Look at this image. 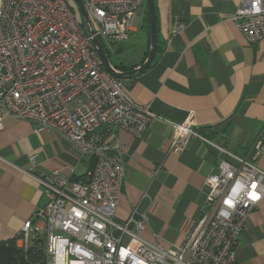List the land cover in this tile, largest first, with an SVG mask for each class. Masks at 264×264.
<instances>
[{"label":"built area","instance_id":"2783aa9c","mask_svg":"<svg viewBox=\"0 0 264 264\" xmlns=\"http://www.w3.org/2000/svg\"><path fill=\"white\" fill-rule=\"evenodd\" d=\"M82 3L94 35L111 47L129 39L145 0ZM232 20L248 43L263 39L264 0H241ZM84 27L65 0H0V125L3 116L29 123L34 133H52L93 161L85 180H75L72 168L28 174L46 203L25 221L16 244L26 249L43 239L46 264H237V238L264 196V172L246 159L218 155L203 182L199 217L177 247L144 241L147 218L136 209L124 223L115 221L124 185L118 133L141 139L154 115L107 72ZM183 29L177 23L170 35ZM172 128L170 151L179 154L197 133L189 121ZM249 153L254 162L264 157V140ZM250 191L259 198L249 199Z\"/></svg>","mask_w":264,"mask_h":264},{"label":"crops","instance_id":"0c3cea01","mask_svg":"<svg viewBox=\"0 0 264 264\" xmlns=\"http://www.w3.org/2000/svg\"><path fill=\"white\" fill-rule=\"evenodd\" d=\"M240 2L154 0V59L143 72L121 79L131 101L147 106L154 118L141 139L118 133L124 152V185L115 221L124 223L133 209L145 214L147 224L140 237L162 249L182 244L198 219L204 203L203 182L218 155L246 159L264 172V157L254 162L249 153L258 138L264 140V38L248 43L243 37L232 20ZM141 14L129 37L144 34L134 57L128 56V44L123 45L129 39L111 47L102 43L118 72L137 68L147 57L149 22L145 26ZM177 23L184 29L171 36ZM187 121L197 136L181 153L173 154L172 124ZM31 156H36L33 165ZM92 167V160L80 159L56 135L34 133L31 124L3 116L0 242L15 240L25 221L46 203L40 186L28 174L72 168L74 179L85 180ZM234 257L237 264H264V196L237 238Z\"/></svg>","mask_w":264,"mask_h":264},{"label":"water","instance_id":"95a60500","mask_svg":"<svg viewBox=\"0 0 264 264\" xmlns=\"http://www.w3.org/2000/svg\"><path fill=\"white\" fill-rule=\"evenodd\" d=\"M74 3L80 13V16L83 22L86 25V28L89 34L93 35L91 42L96 50L97 54L99 55L105 69L107 72L115 78L118 79H128L131 78L133 75L143 72L148 68L151 62L154 59L157 47V20H156V8L154 4V0H145L146 9L148 13L149 19V50L145 61L135 69H131L129 71L118 72L110 63L109 57L104 50L101 40L94 35V30L91 24V21L88 17V14L84 8L82 0H74Z\"/></svg>","mask_w":264,"mask_h":264},{"label":"trees","instance_id":"16d2710c","mask_svg":"<svg viewBox=\"0 0 264 264\" xmlns=\"http://www.w3.org/2000/svg\"><path fill=\"white\" fill-rule=\"evenodd\" d=\"M146 21L149 22L147 10ZM0 264H46L43 239L34 238L26 249L18 247L16 240L0 242Z\"/></svg>","mask_w":264,"mask_h":264},{"label":"rangeland","instance_id":"374dc122","mask_svg":"<svg viewBox=\"0 0 264 264\" xmlns=\"http://www.w3.org/2000/svg\"><path fill=\"white\" fill-rule=\"evenodd\" d=\"M65 2L72 9V11L74 12L75 18L81 24L82 29L85 30L84 22H83V20H82V18L80 16V13H79V11H78L75 3H74V0H65ZM141 11H142L141 18L145 19L144 23H145V26H147L148 23L146 21V4L141 8ZM94 27H95V24H94ZM142 37H144V34H142V32H138L137 34H134L127 42H125L123 44V45L128 44L127 47L129 46V49H127L128 50L127 51L128 52V56L134 57L138 53V51L141 49L140 48L141 42H139V40ZM142 40H144V39H142ZM109 54H110L109 56H110L111 60L115 61L114 58H113L114 57L113 53L109 52Z\"/></svg>","mask_w":264,"mask_h":264},{"label":"clouds","instance_id":"9594fccd","mask_svg":"<svg viewBox=\"0 0 264 264\" xmlns=\"http://www.w3.org/2000/svg\"><path fill=\"white\" fill-rule=\"evenodd\" d=\"M249 199L256 200L257 199V194L255 192L250 191L249 192ZM137 264H140V262H137Z\"/></svg>","mask_w":264,"mask_h":264},{"label":"snow or ice","instance_id":"6c2138e0","mask_svg":"<svg viewBox=\"0 0 264 264\" xmlns=\"http://www.w3.org/2000/svg\"><path fill=\"white\" fill-rule=\"evenodd\" d=\"M253 187L255 188L256 186L255 185H253ZM259 197L257 196V199H258Z\"/></svg>","mask_w":264,"mask_h":264}]
</instances>
